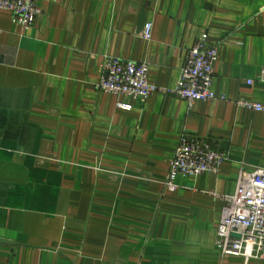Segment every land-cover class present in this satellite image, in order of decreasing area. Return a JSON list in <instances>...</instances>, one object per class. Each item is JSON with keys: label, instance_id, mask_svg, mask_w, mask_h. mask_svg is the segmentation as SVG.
<instances>
[{"label": "crops", "instance_id": "1", "mask_svg": "<svg viewBox=\"0 0 264 264\" xmlns=\"http://www.w3.org/2000/svg\"><path fill=\"white\" fill-rule=\"evenodd\" d=\"M36 3L28 29L0 10V264H264L216 246L221 196L264 168V112L234 103H264V0ZM203 34L226 99L95 88L106 56L145 61L149 82L173 88ZM182 131L227 157L167 190Z\"/></svg>", "mask_w": 264, "mask_h": 264}, {"label": "built area", "instance_id": "2", "mask_svg": "<svg viewBox=\"0 0 264 264\" xmlns=\"http://www.w3.org/2000/svg\"><path fill=\"white\" fill-rule=\"evenodd\" d=\"M0 10L10 13L11 21L23 29L31 27L39 13L36 0H0ZM151 23H145L141 36L151 38ZM1 33V30H0ZM217 59V45L208 43L207 34L196 39L187 49L185 61L180 69L178 81L173 88H162L147 79L149 65L122 57L106 56L100 77L95 83L99 91L115 95H129L134 98H148L154 92L174 95L191 105L195 101L226 99L212 88L213 63ZM257 80L264 82V65ZM255 79H248L251 85ZM238 107L264 112V103L236 99ZM119 107L129 109L126 103ZM225 152L213 147L208 137H201L182 131L174 154L168 161V172L163 182L167 190H175L179 174L195 177L211 172L217 173L226 159ZM225 205L216 231V246L222 254H236L246 261L259 259L264 262V168L252 171L240 170L235 190L222 195Z\"/></svg>", "mask_w": 264, "mask_h": 264}]
</instances>
